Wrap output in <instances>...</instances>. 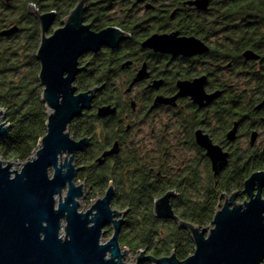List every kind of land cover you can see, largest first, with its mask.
Instances as JSON below:
<instances>
[{
  "label": "flooded vegetation",
  "instance_id": "flooded-vegetation-1",
  "mask_svg": "<svg viewBox=\"0 0 264 264\" xmlns=\"http://www.w3.org/2000/svg\"><path fill=\"white\" fill-rule=\"evenodd\" d=\"M77 1L0 0V64H9L0 66V77L16 76L15 64L25 61L41 100L39 21L27 6L33 4L38 15L54 12L47 38L64 27L60 20ZM83 5L79 21L90 23L89 31L115 27L129 38L114 49L102 43L76 57L75 68L83 69L73 75V95L102 84L68 123L74 141L88 138L73 160L75 183L83 185L78 209L101 198L110 182L111 209H128L112 216L125 221L120 247L130 255L138 249L155 257L171 250L176 255L179 248L191 254L189 231L172 217L153 215V199L174 189L168 196L171 211L198 226L211 221L221 192L229 196L236 190L233 204L249 200L244 181L264 171V29H254L251 19L243 22L242 0H83ZM260 195L264 199V185ZM223 202L220 196L219 205ZM101 230L104 242L112 227Z\"/></svg>",
  "mask_w": 264,
  "mask_h": 264
},
{
  "label": "water",
  "instance_id": "water-1",
  "mask_svg": "<svg viewBox=\"0 0 264 264\" xmlns=\"http://www.w3.org/2000/svg\"><path fill=\"white\" fill-rule=\"evenodd\" d=\"M84 8L83 0H78L60 20L64 27L45 38L44 31L54 12L38 15L33 4L27 6V13L39 21L35 57L40 60L39 84L44 86L41 101L45 107V133L26 160L0 158V264H138L144 260L152 264H262L264 199L260 192L264 171L254 172L244 181L248 201L233 204L236 190L229 196L221 192L213 217L205 226L187 223L173 214L168 196L174 195V189L153 199V215L172 217L193 238V252L182 259L173 250L169 255L155 257L145 255L141 249L130 255L120 247L118 233L125 221L112 220V216H122L128 209H111L110 182L101 198L96 196L87 209H78L83 185L75 183L77 168L73 160L75 151L87 144L88 138L74 141L69 136L68 123L82 107L89 106L93 91L102 84L86 91L90 96L86 92L73 95V75L83 69L75 68L76 57L87 49L97 51L102 43L114 49L121 39L129 38L115 27L98 33L89 31L90 23L82 25L79 21ZM62 70L67 72L64 78ZM3 113L0 107V139L9 128L1 120ZM254 183L256 194H252ZM220 196H224L222 205ZM229 204L232 209H228ZM218 206L222 208L218 210ZM109 223L113 233L101 242V234L105 233L101 229Z\"/></svg>",
  "mask_w": 264,
  "mask_h": 264
},
{
  "label": "trees",
  "instance_id": "trees-1",
  "mask_svg": "<svg viewBox=\"0 0 264 264\" xmlns=\"http://www.w3.org/2000/svg\"><path fill=\"white\" fill-rule=\"evenodd\" d=\"M242 16L243 22L251 19L252 23H257L254 29H264V0H242ZM17 63L19 70L15 80L0 77V107L5 111L4 121L9 124L6 135L0 139V155L4 159L23 161L31 155L45 133L46 115L35 73L26 71L25 61ZM191 251L190 248H179L176 255L182 259Z\"/></svg>",
  "mask_w": 264,
  "mask_h": 264
},
{
  "label": "rangeland",
  "instance_id": "rangeland-1",
  "mask_svg": "<svg viewBox=\"0 0 264 264\" xmlns=\"http://www.w3.org/2000/svg\"><path fill=\"white\" fill-rule=\"evenodd\" d=\"M13 77V79H14V77L15 76H10V78H12ZM15 80V79H14ZM4 118H5V113H3V115L1 116V120H3L4 121ZM2 156L0 155V158H1ZM3 158V157H2ZM85 208H86V206H84ZM125 260L127 261V258H125Z\"/></svg>",
  "mask_w": 264,
  "mask_h": 264
}]
</instances>
